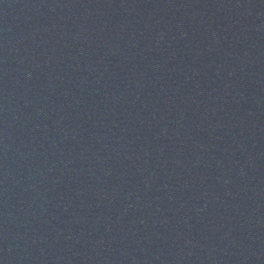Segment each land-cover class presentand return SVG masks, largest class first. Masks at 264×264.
<instances>
[{
  "label": "water",
  "instance_id": "95a60500",
  "mask_svg": "<svg viewBox=\"0 0 264 264\" xmlns=\"http://www.w3.org/2000/svg\"><path fill=\"white\" fill-rule=\"evenodd\" d=\"M0 264H264V0H0Z\"/></svg>",
  "mask_w": 264,
  "mask_h": 264
}]
</instances>
